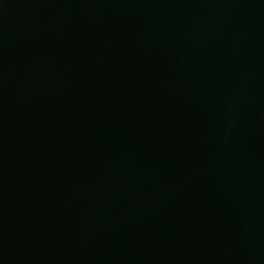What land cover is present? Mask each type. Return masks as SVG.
I'll use <instances>...</instances> for the list:
<instances>
[{
	"label": "water",
	"instance_id": "1",
	"mask_svg": "<svg viewBox=\"0 0 264 264\" xmlns=\"http://www.w3.org/2000/svg\"><path fill=\"white\" fill-rule=\"evenodd\" d=\"M0 264H264V0H0Z\"/></svg>",
	"mask_w": 264,
	"mask_h": 264
}]
</instances>
